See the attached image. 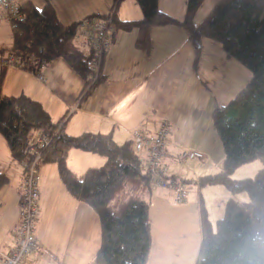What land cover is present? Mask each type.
<instances>
[{"label": "trees", "instance_id": "1", "mask_svg": "<svg viewBox=\"0 0 264 264\" xmlns=\"http://www.w3.org/2000/svg\"><path fill=\"white\" fill-rule=\"evenodd\" d=\"M120 1L114 0L116 7ZM158 1L136 0L142 18L114 20L115 32L139 30L136 46L150 51L152 28L178 26L188 33L198 56L202 40L210 39L220 43L226 57L252 73L245 88L228 104L216 105L212 113L224 159L219 172L196 182L199 187L224 185L232 196L215 228L202 210V237L195 264H264V0H219L198 25L195 16L205 0H186L182 20L162 12ZM21 13L18 28L12 32V44L0 47V60L15 56L30 70L35 61L48 64L62 58L85 81L82 99L104 81L101 74L91 86L92 50L86 51L75 40L80 22L63 24L49 3L38 9L32 1L24 2ZM114 35L113 32L112 39ZM65 120L66 117L53 122L42 104L26 95L0 96V135L14 160L27 163L32 159L31 146L37 135L51 138L41 163H56L70 195L97 213L101 244L94 262L148 264L153 243L152 183L132 141L120 145L111 134L100 133L69 136L62 131ZM72 148L99 154L106 162L78 175L67 166ZM256 160L262 162L263 168L254 178L230 177L239 166ZM7 182L8 178L0 173V189ZM242 192L248 194L247 202L233 197Z\"/></svg>", "mask_w": 264, "mask_h": 264}, {"label": "crops", "instance_id": "2", "mask_svg": "<svg viewBox=\"0 0 264 264\" xmlns=\"http://www.w3.org/2000/svg\"><path fill=\"white\" fill-rule=\"evenodd\" d=\"M27 1H32L38 9L51 4L65 25L83 21L81 19L87 13L94 16L105 13L102 15L106 16L113 3V0H89L91 10L81 16H72L70 20L69 16L58 13L51 0H43L42 6L37 4V0H19L21 4ZM129 2L132 8L128 7ZM135 4L127 1L123 7L121 3L115 20H140L142 10ZM176 4V0L158 1L162 12L182 20L185 10L181 8L184 5H180L177 14L174 9L179 6L175 8ZM114 33L102 65L104 81L85 99L81 98L84 79L62 58L46 64L41 71L42 77L26 68H5L0 96L26 95L41 103L55 123L66 117L62 131L69 136L111 134L120 145L132 141L135 130L152 135L166 122L169 131L164 163L169 174L178 181L189 177L194 182L187 198L194 192L201 195L197 179L219 172L224 159L222 142L212 121L213 110L216 105L228 104L242 90L241 84L234 90V84L226 91L224 82L222 84L220 80L232 78L230 69L239 70L240 67L226 57L222 47L217 51L218 62L225 71L215 65L210 57V39L202 40L198 56L188 33L178 26L152 28L149 32L150 51L136 46L139 30H114ZM82 43L83 49L90 51V46ZM210 83L222 85L219 95ZM1 138L0 173L8 178V182L0 189V249L7 251L13 245V231L19 222L25 165L14 160L5 139ZM185 150L200 151L205 158L182 164L178 157ZM148 156L147 150L140 155L142 161H146ZM105 162V157L99 154L76 148H72L67 157V166L78 175L89 168L101 167ZM209 164L212 167L216 164L212 171L207 168ZM38 190L37 245L23 264H96L94 258L101 244L99 217L87 203L70 195L56 163H40ZM157 192L158 196L167 199L168 195L159 189ZM231 196L229 193L227 198ZM196 221L194 227H198L199 240L192 236L186 240L183 249L191 251L194 245L197 255L202 235L199 218ZM154 245L153 239L151 252Z\"/></svg>", "mask_w": 264, "mask_h": 264}, {"label": "built area", "instance_id": "3", "mask_svg": "<svg viewBox=\"0 0 264 264\" xmlns=\"http://www.w3.org/2000/svg\"><path fill=\"white\" fill-rule=\"evenodd\" d=\"M21 18L19 0H0V26L7 24L14 32L18 28ZM114 20L115 12L103 19L92 17L79 23L75 40L88 44L92 50L90 61L91 86L98 81L102 74L104 57L112 44V34L115 30ZM45 65V62L35 61L31 64L30 70L38 77H42L41 71ZM8 67L24 68L25 66L18 57L7 55L0 60V73ZM91 86L87 87L84 95L88 93ZM168 131L166 122H163L152 135H144L142 131L135 130L132 132V143L134 151L139 157L143 150H147L149 153L148 158L146 161H142V164L151 183L169 189L174 193L175 200L182 202L187 199L188 194L185 183L171 177L168 167L164 163L167 153ZM51 140L49 137L37 135L31 146L33 157L24 163L19 222L13 231V245L7 251L0 249V264H23L37 245L35 231L39 213V166L42 153L50 145ZM204 158L205 155L200 151L185 150L179 155L178 160L181 163H187L190 160H202Z\"/></svg>", "mask_w": 264, "mask_h": 264}, {"label": "rangeland", "instance_id": "4", "mask_svg": "<svg viewBox=\"0 0 264 264\" xmlns=\"http://www.w3.org/2000/svg\"><path fill=\"white\" fill-rule=\"evenodd\" d=\"M127 1H133V3H136L135 5H138L135 0H121L119 5L116 7L113 0V3H111L112 5L110 4V6H112L111 9H109L110 13H108H116L121 3L124 7ZM164 1L165 0H160V2ZM218 1L219 0H205L195 16V24H200L211 12ZM37 2L39 6H42L41 2H43V0H37ZM51 2L54 4L61 16H69L70 20H72V16H81L91 10V8L88 6L89 0H51ZM176 2L177 4L175 5V8H177L178 6L179 8L174 10L178 14L180 12V5L182 6L183 4L184 8H181V10H185V2L184 0H176ZM128 7L132 8L130 2L128 3ZM137 7L139 8V5ZM108 13L106 14V16L109 15ZM102 14L105 13H100L96 16H94L92 13H87V15H83L84 17L81 20H87L92 17L103 19L105 15ZM12 41V30L10 29V27L7 24L0 26V47H7L12 44ZM210 42L212 43L210 49V57L215 62V65L225 71V67L218 62L219 55L217 51H219L218 49L221 48L220 43L212 40H210ZM234 63L235 65H238L237 67H240V69L238 70L235 68H231L230 74L232 78L229 77V79L223 78L220 80L222 84L224 82L223 86H225L226 91H229L230 86L234 84V90L236 89L238 84H241L242 89L245 88L248 81L252 77V73L245 66L235 60ZM210 84L214 92L219 95L222 90V85L220 83H218L217 86L214 83ZM1 89L2 74H0V91ZM0 139H2L1 136ZM191 161L196 160H190L187 163H190ZM215 165L216 164H213L212 167V164H209V166H207L208 170L212 171ZM261 168H263V164L261 161L256 160L253 162H249L236 168L230 175V177L234 180L254 178ZM182 178L184 182H186L185 187L189 197V192H191L190 188L194 185V182H188L189 177H187L188 179L185 177ZM158 189L164 195H168L167 199H165L162 195L158 196ZM201 191V195L194 192L192 196L190 195V198H187L182 202H178L177 200H175L174 193L172 191H169V189L161 188L155 183H152L150 221L152 223V234L154 236L153 239L155 245L151 252L150 264H195L197 258L195 246L193 245V249L191 251L185 250L183 248H185L186 240L190 239L192 236L193 238L196 237L199 240L200 233H198V231L196 233V229L198 227H194L196 226V222L198 221H196V218H199V222L201 223V212L202 210H204L208 219L211 221L212 226L215 228L217 220L223 217L225 214L224 202L227 201V199L229 198H227V196L230 193L229 190L221 184L203 186L201 187ZM233 197H235L240 202H247L249 199L246 192L234 195ZM196 238H194V240H196Z\"/></svg>", "mask_w": 264, "mask_h": 264}]
</instances>
